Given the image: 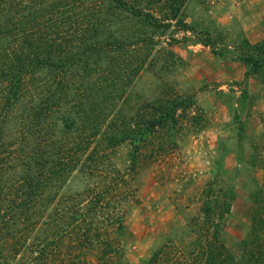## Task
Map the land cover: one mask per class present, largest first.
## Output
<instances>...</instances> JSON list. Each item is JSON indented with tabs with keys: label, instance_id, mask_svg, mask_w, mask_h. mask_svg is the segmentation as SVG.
Here are the masks:
<instances>
[{
	"label": "trees",
	"instance_id": "obj_1",
	"mask_svg": "<svg viewBox=\"0 0 264 264\" xmlns=\"http://www.w3.org/2000/svg\"><path fill=\"white\" fill-rule=\"evenodd\" d=\"M190 1L0 0V264H128L124 216L145 148L196 101L134 98L131 88L159 46L155 31L198 35L182 17ZM135 20L150 31L118 35ZM200 33L194 45L216 54ZM243 47L246 78L264 83V40ZM221 192L208 194L179 246L146 264H264V182L250 190V225L231 246L223 235L236 195Z\"/></svg>",
	"mask_w": 264,
	"mask_h": 264
},
{
	"label": "rangeland",
	"instance_id": "obj_2",
	"mask_svg": "<svg viewBox=\"0 0 264 264\" xmlns=\"http://www.w3.org/2000/svg\"><path fill=\"white\" fill-rule=\"evenodd\" d=\"M182 17L198 35L176 27L155 31L159 46L131 88L134 98L162 93L193 95L196 101L190 111L179 113L173 135L163 131L145 148L132 185L137 192L124 216L128 264H146L170 241L179 246L208 194L223 196L224 189L236 195L223 235L228 246L234 245L250 225V190L264 182V83L246 78L248 68L239 60L245 41L264 40V0H192ZM122 29L118 35L131 37L150 31L136 20ZM200 31L211 34L216 54L194 45L205 39ZM15 122L10 131L18 128ZM160 149L167 152L153 154ZM130 150L126 144L116 153L121 170L128 167Z\"/></svg>",
	"mask_w": 264,
	"mask_h": 264
}]
</instances>
